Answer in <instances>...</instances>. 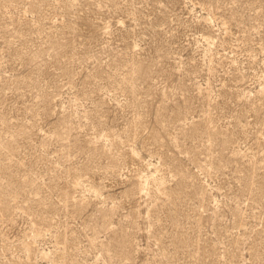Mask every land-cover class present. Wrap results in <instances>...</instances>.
I'll return each instance as SVG.
<instances>
[{
  "label": "rangeland",
  "instance_id": "rangeland-1",
  "mask_svg": "<svg viewBox=\"0 0 264 264\" xmlns=\"http://www.w3.org/2000/svg\"><path fill=\"white\" fill-rule=\"evenodd\" d=\"M0 264H264V0H0Z\"/></svg>",
  "mask_w": 264,
  "mask_h": 264
}]
</instances>
